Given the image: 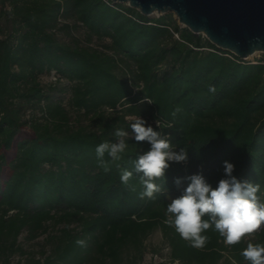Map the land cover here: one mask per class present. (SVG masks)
<instances>
[{
	"label": "trees",
	"instance_id": "trees-1",
	"mask_svg": "<svg viewBox=\"0 0 264 264\" xmlns=\"http://www.w3.org/2000/svg\"><path fill=\"white\" fill-rule=\"evenodd\" d=\"M138 117L188 157L154 181V199L139 197L134 161L151 146L134 139ZM117 129L129 133L127 148L115 163L105 154V172L96 147L117 142ZM225 161L238 180L259 184L264 203V60L218 49L171 13L151 18L111 0H0V264L25 254L22 232L33 240L49 223L64 227L27 264H121L127 250L140 259L157 229L172 263L251 264L241 252L264 245V225L235 245L210 228L198 249L165 223L186 178L201 174L215 188Z\"/></svg>",
	"mask_w": 264,
	"mask_h": 264
},
{
	"label": "clouds",
	"instance_id": "clouds-1",
	"mask_svg": "<svg viewBox=\"0 0 264 264\" xmlns=\"http://www.w3.org/2000/svg\"><path fill=\"white\" fill-rule=\"evenodd\" d=\"M209 91L214 93L215 87L210 86ZM130 128L135 141H147L151 146L148 151L138 155L134 169L136 173L142 174L139 180L144 190L139 193V197L154 199V194L161 190L154 181L164 179L172 162H186L187 152L183 148L179 152L175 151L169 137L155 131L152 126H146V121L141 117L136 118ZM114 134L118 138L117 142L104 141L96 147L99 165L105 172L110 171V163L104 160L105 154L115 163L122 158L127 148L125 138L129 133L117 129ZM233 171L234 165L225 161L226 178L219 180L215 188L201 174L188 176L186 179L190 182L182 194L167 205L168 218L165 223L174 227L192 247L199 249L206 245L208 238L202 233L210 228L223 238L225 244L235 245L264 225V203L257 196L259 184L241 182L232 175ZM132 176L131 171H122L121 182L128 186ZM175 183L179 186L181 180L177 178ZM132 190L135 191V188ZM205 216L208 218L204 219ZM76 243L81 247L86 246L83 240H77ZM241 255L251 264H264V245L248 243Z\"/></svg>",
	"mask_w": 264,
	"mask_h": 264
},
{
	"label": "water",
	"instance_id": "water-1",
	"mask_svg": "<svg viewBox=\"0 0 264 264\" xmlns=\"http://www.w3.org/2000/svg\"><path fill=\"white\" fill-rule=\"evenodd\" d=\"M143 16L172 13L178 24L246 61L264 54V0H111Z\"/></svg>",
	"mask_w": 264,
	"mask_h": 264
},
{
	"label": "rangeland",
	"instance_id": "rangeland-1",
	"mask_svg": "<svg viewBox=\"0 0 264 264\" xmlns=\"http://www.w3.org/2000/svg\"><path fill=\"white\" fill-rule=\"evenodd\" d=\"M172 14V13H171ZM162 14H153L149 17L155 18ZM174 16V14H172ZM175 18V16H174ZM176 19V18H175ZM177 20V19H176ZM178 23V21H177ZM180 27H183L179 25ZM77 36H82V31H80ZM264 60V54H255L254 56L248 58L246 61L251 63H256ZM43 82L46 79L42 80ZM128 119H132L129 117ZM86 122H84L85 124ZM50 224V229L46 234L40 235L36 239H28L27 233L24 231L18 237V243L25 252L24 255L16 254L11 258L12 264H27L28 258L33 256L36 259L41 257L43 251L48 252L50 246L47 243V238L50 235H55L59 229L64 227V224L52 225ZM73 226V225H72ZM121 264H177L169 261L168 248L163 242L162 235L159 229L153 231L144 241H143V255L138 259L133 250L125 251Z\"/></svg>",
	"mask_w": 264,
	"mask_h": 264
},
{
	"label": "built area",
	"instance_id": "built-area-1",
	"mask_svg": "<svg viewBox=\"0 0 264 264\" xmlns=\"http://www.w3.org/2000/svg\"><path fill=\"white\" fill-rule=\"evenodd\" d=\"M175 36H176V35H175ZM50 79H51V80H56V78L54 77V75H52Z\"/></svg>",
	"mask_w": 264,
	"mask_h": 264
}]
</instances>
